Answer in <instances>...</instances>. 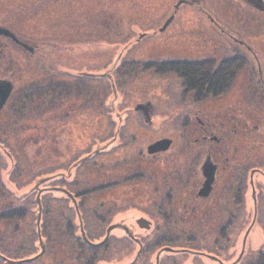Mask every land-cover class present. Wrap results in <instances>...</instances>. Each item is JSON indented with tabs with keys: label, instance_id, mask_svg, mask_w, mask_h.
<instances>
[{
	"label": "rangeland",
	"instance_id": "obj_1",
	"mask_svg": "<svg viewBox=\"0 0 264 264\" xmlns=\"http://www.w3.org/2000/svg\"><path fill=\"white\" fill-rule=\"evenodd\" d=\"M173 1L0 0V27L34 49L30 56L22 49H8L4 40L0 42V78L12 77L15 87L9 104L0 109V209L11 207L30 213L16 224L10 216L0 220V253L12 257L20 252L19 258L33 260L31 252L40 251L37 235L46 227L44 232L53 241H48L46 259L40 264H155L157 252L166 247L185 253L163 250L158 264H218L207 255L221 264H236L238 258V264H243L263 248L264 209H256L258 214L243 245L254 209H177L189 215L183 220L175 212L163 214L153 207L162 198L161 190L167 189L150 175L166 165L155 170L161 158L141 159L134 136L140 137L143 148L161 136L171 137L173 145L166 157L171 162L175 157L179 160L172 172L182 177L184 161L178 154L182 153L186 102L176 74L145 68L143 62L202 56L184 43L187 39L181 32L189 28L186 22L183 27L178 24L179 28L173 24L166 32L162 29ZM191 15L184 11L180 17L190 19ZM132 61L135 63L130 64ZM106 72L111 78L101 76ZM111 82L117 99L110 98ZM50 95L53 101L49 102ZM139 103L153 109L152 124L146 122L143 113L134 111V121L117 126L116 113L122 110L127 114ZM118 130L123 142L117 139L110 143ZM105 143L114 152L102 154L100 147ZM8 147L13 158L8 157ZM134 166L140 169L135 171ZM68 168L74 173L67 183L70 189L84 191L88 188L84 182L92 189V193L88 189L85 192L84 207L80 204L83 228L78 231L77 218L71 212L73 204L56 188L41 195L46 215L32 225L39 208L35 197L25 199L24 193H31L36 185L53 180L47 177H58ZM107 179L113 183L107 185ZM81 182L82 186L75 189ZM51 186L59 183L52 182ZM140 217L152 222L148 230L136 225ZM114 224L119 228L110 231L105 247L104 243L91 247L99 249L93 262V254L80 242L82 234L98 244L105 237L106 226ZM74 235L86 249L74 245V238L70 239ZM188 235L196 237V244L188 246ZM163 237L170 241L165 247L159 244ZM12 241L22 246L20 251L8 252ZM148 244V252L136 259L140 246L142 250ZM55 251L60 254L55 255ZM32 260L30 264H37Z\"/></svg>",
	"mask_w": 264,
	"mask_h": 264
},
{
	"label": "flooded vegetation",
	"instance_id": "obj_2",
	"mask_svg": "<svg viewBox=\"0 0 264 264\" xmlns=\"http://www.w3.org/2000/svg\"><path fill=\"white\" fill-rule=\"evenodd\" d=\"M170 9L171 13L162 29L166 32L171 25L174 24L179 28L178 24L183 27V22H186L189 28L183 29L181 36L187 39L184 41L185 44H188L187 47L192 46V49H197L198 54L202 55L201 59L152 60L143 62L144 66L154 67L158 72L159 66L176 61L202 68L206 66V63H211L214 68H218L220 65L227 68L229 66L231 70H236V73L223 93H221V89H217L215 94L205 92L203 87L206 81L205 73L201 76L202 79L197 80L202 85L200 89L184 86L186 83L191 84L187 79L181 82V97L186 102L183 116L184 140H182V153L178 154L184 161L182 177L178 176V173L174 172L173 174L172 172L179 160L175 157V161L171 162L170 158L166 157L173 145L171 137L161 136L143 148L139 141L140 137L134 136L137 139V154L141 159L148 157L154 161L161 158L163 163L154 165L155 170L159 166L166 165L160 167L157 170L159 172L150 175L151 180L159 181L160 185H164V188L167 189V191L161 190L162 198L159 196L158 204L156 203L153 207L163 214L175 212L177 218L180 217L183 220L187 219L189 215L183 210L182 212L176 211L177 209H254L252 223L247 229L249 230L248 238L255 221V215L258 214L256 209H264V0H174ZM184 11L192 14L190 19L180 17ZM2 40L7 43L8 49H22L30 56L34 55V49L20 42L21 40H18L15 35L14 38L1 37L0 42ZM8 41H11L10 43L16 47ZM8 43L12 46H9ZM132 63L135 62L132 61ZM76 80L79 81L80 78L78 77ZM2 81L9 89V95L0 109L9 104L10 96L15 91L12 77L0 78V82ZM112 99H117V96ZM109 104L112 107V104ZM150 107H144L142 103H139L133 109H128L127 114L125 111L121 110V113L118 111L116 125L122 126L124 122L125 125L126 123L130 124V119L134 121L132 118L134 111L143 113L146 122L152 124L150 113L153 109ZM127 115L130 118H125ZM110 122L112 123V121L109 120V125ZM149 127L153 128L152 125ZM119 131L111 137L110 143H114L117 139L123 142ZM125 133L127 134V130ZM8 148L10 149V147ZM5 149L7 150V148ZM10 151L11 149L8 151V157L13 158ZM101 151H103L102 154L114 152L110 150L109 144L105 145ZM139 153L142 154L139 155ZM88 161L86 160L84 163ZM133 169L137 171L140 167L134 166ZM68 171L69 168L58 177H47L48 180H53L36 185L31 193L30 191L24 193L25 199L34 196L35 199L32 200L39 208L36 209L32 225L40 223L41 218L46 215V209L41 207V195L51 193L53 191L50 189L56 188L58 190L56 192L66 195L73 204L71 212L77 218L78 231L83 228L82 214L79 209H81L80 204L81 207H84L83 202L86 200L84 196H87V190L80 192L70 189L67 183H71L74 173L71 174ZM137 174L143 175L142 172H137ZM172 174L175 176L169 178ZM172 179L175 181H171ZM107 180L108 183L104 182L107 185L113 183L110 179ZM52 182L59 183V186L52 187ZM84 183L89 187V183ZM170 183L172 187L168 186ZM79 186H82V182L81 185H75L74 188ZM22 196L17 198L20 199ZM89 207L88 203V209H90ZM10 208L0 209V220L9 219L10 216L15 221L13 223L16 224L18 221L26 219L30 214L23 209ZM239 214L241 215L242 212ZM184 215L186 216L184 217ZM142 222H144V227H151L152 222L146 218L140 217L135 221L136 225H141ZM48 224H51V221ZM258 224L263 226L260 220ZM30 225L31 223L28 224V226ZM226 225L227 223L223 228ZM110 226L112 225H107L105 230ZM261 228L264 229V226ZM44 230L46 231L47 227L41 229L42 234L37 232V245L40 251L38 253L31 252L30 257H34L33 263L40 264L46 259L45 252L49 245L48 241H53L52 237L50 239L47 237ZM123 231L125 232L124 229ZM69 234L67 233V235ZM71 238H74V245L77 246L79 243L77 237L74 235ZM132 240H136V238L133 237ZM109 241L110 238L105 240L103 248ZM12 247L14 248L11 250ZM12 247H9L8 252L15 253L22 248L15 241H12ZM34 248L35 246L32 245V249ZM18 253L20 255V252ZM144 253L145 250L142 249L138 257H142ZM56 254L59 255L60 251L57 253L55 251ZM18 256L14 254L9 257V253L6 255L2 251L0 264H15L13 262L26 261L29 258H19ZM76 262L77 260L74 258L73 263ZM27 263L30 264V262L20 264Z\"/></svg>",
	"mask_w": 264,
	"mask_h": 264
},
{
	"label": "trees",
	"instance_id": "obj_3",
	"mask_svg": "<svg viewBox=\"0 0 264 264\" xmlns=\"http://www.w3.org/2000/svg\"><path fill=\"white\" fill-rule=\"evenodd\" d=\"M132 63V62H131ZM196 65V64H195ZM117 67V66H116ZM146 67H149V65H146ZM158 72L162 73V74H166L168 72H172L173 74H176L178 76V78L181 80V82H183L184 80L186 81V79L188 80V83L191 84H184V86H187L189 88H199L202 86L200 83H198V79H202L201 76L205 73V84H204V89L205 92L207 94H215L217 89H221L222 92H225L229 86V83L231 82V80L234 78L236 70H231V67L228 66V68L225 66L220 65L218 68H214L211 66L210 64L206 63V66H204V68L202 67H194L192 64L190 63H185V62H181V61H176V62H172L170 64H164L159 66L158 68ZM37 89V87H36ZM53 101V99L51 98L50 95V99L49 102ZM88 189V193H92V189H90L89 187ZM86 189V190H87ZM84 190V191H86ZM83 190H81L80 192H84ZM164 216V215H162ZM264 230V229H263ZM187 239L189 241L188 246H190V244H196V237L193 235H188ZM166 237H163L162 240L159 241V244L164 246L165 242L169 243L170 241H165ZM150 244H154V243H150ZM150 244H148L147 246L145 245V248L143 247V249L145 251L148 252L147 248L148 246H150ZM156 244V243H155ZM154 244V246H156ZM77 247L79 249H86V245H84L83 243L81 244H77ZM194 247V246H193ZM87 251L91 252L90 254H93V262H95L96 260V256L98 253L99 249H95V248H90L87 247ZM198 249V248H197ZM243 264H264V246L263 248L256 253V255H253L252 257L247 258L246 260L243 261ZM85 264H89V262H85Z\"/></svg>",
	"mask_w": 264,
	"mask_h": 264
},
{
	"label": "water",
	"instance_id": "obj_4",
	"mask_svg": "<svg viewBox=\"0 0 264 264\" xmlns=\"http://www.w3.org/2000/svg\"><path fill=\"white\" fill-rule=\"evenodd\" d=\"M165 25H166V24H165ZM0 36H5V37L14 38V36H13V34H12L11 32H9L8 30H6V29H4V28H1V27H0ZM101 76H106V77L111 78V75H110V73H108V72L102 74ZM4 83H5V82H3V81L0 82V106L5 102V100L7 99L8 95H9V89L5 86ZM111 87H112V95H111V98H114V97L116 96V92H115V88H114L112 82H111ZM100 148L103 149L104 147L101 146ZM138 227L141 228V229H146V230L149 229V227H144V222H142L141 225L138 224ZM116 228H119V225H112V226H110V227L106 230L105 237L103 238V241L100 242V243H98V244H94V243L89 242V241L85 238V236H84L83 234H82V237H83L82 241L87 245V247H90V248H91V247H98V246L102 245V244L105 242V240H106V239L108 238V236H109L110 231H112L113 229H116ZM120 228H121V226H120ZM122 228L125 230V233H127L129 236H131V234H129V231H128L127 228H124V227H122ZM248 232H249V230H247V231L245 232V235H244V237H243V243H242L243 245L245 244V241H246V238H247V234H248ZM132 238H133V237H132ZM163 250H164V251H167V252L175 251V252H180V253H182V252L185 251V250H181V249H177V251H176V250H173V249L168 248V247L163 248V249H161V251H158L157 254H156V256H155V264H158V263H159V255H160V253H161ZM140 251H141V246H140L139 251L137 252L136 259L138 258L139 254H140ZM207 258L210 259V260H212V261L217 262L218 264H221V261H220L219 259H217V258H215V257H213V256H211V255H207ZM31 260H32V259H28V260H26V261L13 262V263H15V264H20V263H22V262H30ZM239 260H240V258H238V259L236 260L235 263L238 264Z\"/></svg>",
	"mask_w": 264,
	"mask_h": 264
}]
</instances>
